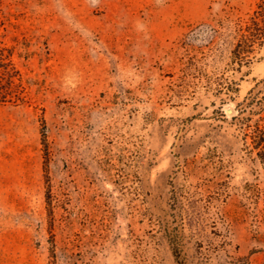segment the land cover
Returning <instances> with one entry per match:
<instances>
[{
	"label": "rangeland",
	"instance_id": "1",
	"mask_svg": "<svg viewBox=\"0 0 264 264\" xmlns=\"http://www.w3.org/2000/svg\"><path fill=\"white\" fill-rule=\"evenodd\" d=\"M256 2L0 0L25 87L0 105V264H264V50L208 58L230 99L181 47Z\"/></svg>",
	"mask_w": 264,
	"mask_h": 264
},
{
	"label": "trees",
	"instance_id": "2",
	"mask_svg": "<svg viewBox=\"0 0 264 264\" xmlns=\"http://www.w3.org/2000/svg\"><path fill=\"white\" fill-rule=\"evenodd\" d=\"M196 41L198 44L194 43ZM181 47L188 55L185 75L197 77L216 96L225 95L233 99L238 93V82L233 74L225 75L223 72L208 76L204 74L203 67L208 65L209 57L213 60L227 52L228 70L241 73L244 67H249L261 58L264 50V0H257L254 8L245 17H227L214 25H197L183 36ZM193 52L201 56L197 58V54L190 55ZM13 55L14 48L6 47L0 41V105L23 100V77ZM250 136L264 172V128L255 127ZM175 258L177 263L183 264L178 251H175Z\"/></svg>",
	"mask_w": 264,
	"mask_h": 264
}]
</instances>
